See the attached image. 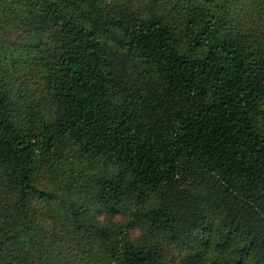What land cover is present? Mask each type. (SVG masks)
I'll list each match as a JSON object with an SVG mask.
<instances>
[{
  "label": "trees",
  "instance_id": "16d2710c",
  "mask_svg": "<svg viewBox=\"0 0 264 264\" xmlns=\"http://www.w3.org/2000/svg\"><path fill=\"white\" fill-rule=\"evenodd\" d=\"M174 263L264 264V0H0V264Z\"/></svg>",
  "mask_w": 264,
  "mask_h": 264
},
{
  "label": "rangeland",
  "instance_id": "374dc122",
  "mask_svg": "<svg viewBox=\"0 0 264 264\" xmlns=\"http://www.w3.org/2000/svg\"><path fill=\"white\" fill-rule=\"evenodd\" d=\"M110 222L116 227L119 228L120 230L124 231L125 227H127L129 225V220L127 218V216L124 215H118V216H114L110 218ZM127 234H129V236H131V238L134 240L139 234L140 232L138 230H133V231H128ZM176 256V255H174ZM177 264V263H174Z\"/></svg>",
  "mask_w": 264,
  "mask_h": 264
}]
</instances>
